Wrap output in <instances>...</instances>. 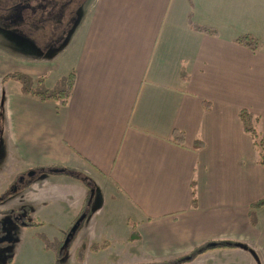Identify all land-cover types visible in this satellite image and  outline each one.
<instances>
[{
    "label": "crops",
    "instance_id": "obj_1",
    "mask_svg": "<svg viewBox=\"0 0 264 264\" xmlns=\"http://www.w3.org/2000/svg\"><path fill=\"white\" fill-rule=\"evenodd\" d=\"M51 1L52 16L32 14L30 32L21 25L0 31V82L12 73L46 83L53 71H62L61 78L75 74L62 107L22 94L9 81L13 87L2 106L5 163L18 166L12 176L24 177L16 199L6 200L1 212L24 206L42 225L21 228L52 241L47 228L66 226L56 231L61 236L71 231L74 243L98 224L108 203L115 208L121 203L130 219L135 217L126 225L133 223L140 239L131 241L128 229L125 236L156 263L220 241L251 248L248 253L261 264L259 249L239 241L250 225L258 231L250 211L259 202L256 215L264 204V164L240 112L259 117L264 133V0H237L249 5L243 12L234 11L231 0ZM190 17L219 35L193 31ZM45 20L51 22L47 32ZM12 34L28 36L30 47L13 48ZM241 35L257 38L259 50L236 44ZM45 38L52 42L48 55L36 44ZM174 131L183 132V140ZM198 142L202 146L195 148ZM55 167L71 174L54 173ZM5 190L9 187L0 193ZM95 196L99 207L91 204ZM83 213L88 218H81ZM28 236L15 247L31 242ZM40 240L38 235L43 244ZM81 246L78 259L89 249ZM95 247V253L105 249ZM42 248L23 254L24 261L29 252L47 253L52 264V251ZM232 251L246 252L218 248L189 264Z\"/></svg>",
    "mask_w": 264,
    "mask_h": 264
},
{
    "label": "rangeland",
    "instance_id": "obj_2",
    "mask_svg": "<svg viewBox=\"0 0 264 264\" xmlns=\"http://www.w3.org/2000/svg\"><path fill=\"white\" fill-rule=\"evenodd\" d=\"M92 0H85V2H90ZM231 4L234 7V11L241 10L246 11L249 10V5L247 3H238L237 0H231ZM36 12H41L45 15L44 19H48V16H52V1L51 0H0V31H15L19 29V26L23 27L22 31L30 32L32 29V25L35 20H33L32 14H36ZM23 18H25L23 20ZM46 21V20H45ZM43 21L42 28L46 30L49 26L50 21ZM45 22V23H44ZM252 21H249V25H251ZM253 25V23H252ZM257 27V26H256ZM6 29H12V30H6ZM13 38L8 39H15V42L13 44V48H19L21 44L23 47H30L29 44H26L25 37L28 36H21L20 34L14 35L12 34ZM21 37L22 39H20ZM33 38V36H30ZM34 39V38H33ZM41 40V39H40ZM14 41V40H13ZM25 43V44H23ZM35 43V42H34ZM37 47H39L41 50L44 49L42 53L45 55L50 54L49 52L52 50V42L51 38L44 39V41H37ZM51 47V48H50ZM50 48V49H49ZM6 52H9L16 56L17 53L14 51L12 53L8 49L5 50ZM19 57V56H18ZM12 60V59H11ZM28 63V62H27ZM48 64V63H47ZM53 67L52 63L49 64ZM61 72L62 71H53L51 77H49V81L46 83V79L44 78L45 86L49 89H52L57 82L61 81ZM49 82V83H48ZM47 84L50 86L48 87ZM12 83L8 82L7 84H2L0 82V170L2 171L0 173V192L1 190H4L7 186L9 187V190L3 191L4 193H7L6 200H13L16 199L17 196V190L21 187V182L24 177V173H19V175L12 176V173L17 174L18 166H9L5 163V159L7 156V153L5 152V139H4V130H5V123L2 116L3 109L2 106L4 104V97L5 93L12 89ZM258 131L262 133V129L259 126ZM264 134V133H262ZM30 172L25 173V177L27 178V181L30 180L29 176ZM1 195V193H0ZM1 201V200H0ZM102 202V199H101ZM264 202V201H263ZM97 198L96 196L92 198L91 204H94L95 207H99V205H96ZM100 203V200L99 202ZM263 204V203H262ZM0 264H9L10 257L13 258L14 264H50L51 258L47 253L43 254V257H39L37 255H34L29 252L28 255V261H24L23 256L26 255L28 251H38L42 253V242L39 243L37 241V236L39 234H35L33 230L29 229H23L21 228L20 221L24 223H28L29 221H32V217H29L28 211L26 209L22 208L21 210H18L17 208H13L10 210H7L6 212L3 211V207L0 202ZM15 205V204H14ZM120 207L115 208L113 207V204L110 205V203L107 204V211L101 217V219L96 223H93L87 233L84 235H81L76 239V241L73 243L69 242L72 240L69 236L72 234L71 231L67 232H61L59 233L56 230H59V228H47L50 234H52V238L61 239L65 242V246L63 248L64 255L62 260L65 262V260L69 259V264H159L154 261V259H151V253L146 251V249L142 248L139 249V246H135L134 244H130L129 239L125 236V230H127V235L130 236L131 234V225H126L127 221H134L136 222V219H130V214L128 213L126 206L124 204H119ZM260 205H257V207ZM102 215V214H101ZM89 216V215H88ZM86 217L85 213L81 215V218H88ZM256 219H258L259 227L257 228L258 231H255L253 227L246 228L243 230L242 233V239H239V241L249 242L251 247L253 245L258 250V255L260 258L261 264H264V204L261 210L256 211L255 215ZM252 220V219H251ZM69 223V222H68ZM61 224V223H59ZM76 222L73 224L75 225ZM66 226H63L61 229H66ZM18 228V229H17ZM31 231V232H27ZM24 232H27L26 234H23ZM46 234H48L47 231H45ZM138 236L140 238V233L138 232ZM64 234V237H63ZM99 234L97 238L91 239V235ZM29 235V236H28ZM87 235V237H86ZM30 238L32 241H28L26 245L19 244L17 247H15V243L18 242V240H21L22 238ZM60 236V237H59ZM135 240H138V238L134 237ZM237 240V239H232ZM41 241V240H40ZM20 242V241H19ZM82 244L81 248H85L86 246L89 247V249L86 251L84 256L82 257V260L78 259V247ZM95 244L98 246H104L105 249L101 250L99 253L93 252L91 249H95ZM73 247V248H72ZM254 248V247H253ZM72 249V250H71ZM34 251V252H35ZM231 254H227V257H225V254H222L221 256H218L217 254H210L206 257L201 258L197 262L193 264H256L253 257L246 251H232L229 252ZM24 257V258H23ZM31 257V258H30ZM70 257V258H69ZM142 257L149 258L151 260H146ZM30 258V259H29ZM54 261V257L52 254V264Z\"/></svg>",
    "mask_w": 264,
    "mask_h": 264
},
{
    "label": "trees",
    "instance_id": "obj_3",
    "mask_svg": "<svg viewBox=\"0 0 264 264\" xmlns=\"http://www.w3.org/2000/svg\"><path fill=\"white\" fill-rule=\"evenodd\" d=\"M189 26L193 31L201 33V34L210 35V36L219 35L218 30H216L215 28L198 25L192 20L191 17L189 18ZM234 42L242 47L249 49L252 52H256L260 48L259 40L252 35H241L237 37L234 40ZM74 79H75V74L72 72L69 76L62 78L61 81L59 80L52 89H49L44 84L45 82L44 78L34 79L31 76L23 74V73H12L3 78L2 84L4 85L9 81H15L18 84L19 90L22 94L30 95L32 97L37 98L38 100L42 102L58 103L59 106L62 107V106H65L70 99L73 86H74ZM182 79L184 81H187L188 78L182 75ZM240 119H241V122L244 128V131L248 133L255 142L256 149L260 156V163L264 164V134L258 131L259 117H256L252 112L248 110H242L240 112ZM174 135L178 138L179 141L183 140V136H184L183 132L174 131ZM200 146L202 145L198 142L196 143L195 148L200 147ZM53 169L62 171V173L71 174L69 170L62 169L60 167H55ZM53 169L50 168L51 171ZM193 196H194L193 204L195 206L196 205L195 193H193ZM257 204H259V202L253 205L252 210L250 211V218L252 219L253 224H255V219H256L255 213L253 211L255 210V208H257ZM22 208L26 209V211H28L29 213L28 208H25L24 206L21 207V209ZM22 223H23V226L27 228H39L42 225L41 222L34 220V219H32V221H29L28 223H24V222ZM39 237L43 241L45 249L47 251H52V253L55 255L54 264H62L63 263L62 262L63 248L65 246V242L63 240L61 241L58 239L51 241L43 234H39ZM134 237L138 238V240L140 239L136 228L134 227V225H132V231H131L129 238L132 241V240H135ZM218 248H233V249L239 248L249 253H252L251 248L245 245L239 244V243L213 241V242L205 243L195 248L187 256H184L182 258L172 260V261L161 262L159 264H189V263L194 262L200 255L210 250H214ZM9 259H10L9 264H14L13 258L10 257ZM80 259H82V253H80L79 260Z\"/></svg>",
    "mask_w": 264,
    "mask_h": 264
},
{
    "label": "flooded vegetation",
    "instance_id": "obj_4",
    "mask_svg": "<svg viewBox=\"0 0 264 264\" xmlns=\"http://www.w3.org/2000/svg\"><path fill=\"white\" fill-rule=\"evenodd\" d=\"M2 171L0 170V173H1ZM30 172H33V171H30ZM22 182H23V179H22ZM6 196H7V193H2L1 195H0V202H1V204H3L4 203V200L6 199Z\"/></svg>",
    "mask_w": 264,
    "mask_h": 264
},
{
    "label": "water",
    "instance_id": "obj_5",
    "mask_svg": "<svg viewBox=\"0 0 264 264\" xmlns=\"http://www.w3.org/2000/svg\"><path fill=\"white\" fill-rule=\"evenodd\" d=\"M63 172H64V171H63ZM54 173L60 174V173H62V171L54 170ZM33 174H34V172H30V173H29V176L31 177Z\"/></svg>",
    "mask_w": 264,
    "mask_h": 264
}]
</instances>
